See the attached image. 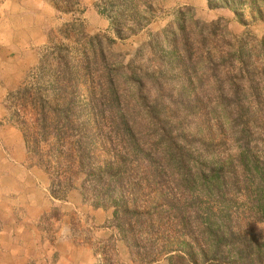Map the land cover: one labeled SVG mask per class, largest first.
Segmentation results:
<instances>
[{"label": "trees", "instance_id": "trees-1", "mask_svg": "<svg viewBox=\"0 0 264 264\" xmlns=\"http://www.w3.org/2000/svg\"><path fill=\"white\" fill-rule=\"evenodd\" d=\"M47 1L58 15L83 9L81 0ZM207 3L235 14L245 8L258 17L264 12V0ZM159 4L96 0L107 32L89 34L78 18L49 30L37 64L5 97L7 119L21 131L27 159L49 176L51 198L65 201L78 188L84 203L111 210L105 226L114 235L96 238L86 229L98 264H122L117 240L126 243L137 264L162 257L167 264H264L255 236L237 229L235 217L226 221L228 211L203 208V193L210 192L192 187L191 179L176 172L171 145L143 136L139 113L122 108L129 96H137L159 112L173 95L182 101L200 97L206 107L261 108L264 35L233 34L223 18L203 21L192 5H184L125 63V53L114 45L145 29ZM53 212L59 219L56 206L43 216Z\"/></svg>", "mask_w": 264, "mask_h": 264}, {"label": "rangeland", "instance_id": "rangeland-1", "mask_svg": "<svg viewBox=\"0 0 264 264\" xmlns=\"http://www.w3.org/2000/svg\"><path fill=\"white\" fill-rule=\"evenodd\" d=\"M95 1L81 0L83 9L79 14L58 15L47 0H0V125L12 124L7 119L9 110L5 97L23 82L37 64L49 30L78 18L89 34L107 32V20L97 12ZM159 3L150 26L114 45L116 51L125 53V63L148 39L149 33L160 31L172 19L173 11L184 5H192L196 17L203 21L223 18L233 34L248 33L257 38L264 35V12L258 17L245 8L235 14L225 7H209L207 0H159ZM241 13L242 21L238 19ZM188 98L182 101L173 95L170 101H162V106H159L161 111L155 112L150 109V103L141 102L137 96H129L122 108L139 113L137 122L143 136L147 134L149 137L146 138L161 139L165 148L171 145L172 150H169L173 156L169 157L175 162L176 172L191 179L192 187L210 192L208 195L203 193L202 207L211 205L228 211L229 215L223 216L226 221L235 217L237 229L251 232L262 245L264 258V106L245 109L206 107L199 103L200 97ZM196 100L199 103L197 106ZM220 139L226 142L221 145L218 143ZM213 146L217 148L212 149ZM244 151V154L240 153ZM27 160L29 166H35L33 159ZM42 172L48 186L49 176ZM82 177L80 175L76 179L78 187ZM31 181L39 186L42 184L37 173H32ZM163 187L166 188V185ZM167 188L169 192L172 190L169 186ZM74 190L79 191L78 188ZM53 214L51 217L43 216L39 227L47 241L55 237L58 214ZM75 217L71 221L73 234L91 242L86 228ZM214 220L222 221L219 216ZM124 244L130 261H121L117 251L119 261L122 264H137L132 261L129 248ZM1 252L3 250H0V258H3ZM0 264H3L1 259ZM27 264H35V259L29 258ZM154 264H167V260L162 257Z\"/></svg>", "mask_w": 264, "mask_h": 264}, {"label": "crops", "instance_id": "crops-1", "mask_svg": "<svg viewBox=\"0 0 264 264\" xmlns=\"http://www.w3.org/2000/svg\"><path fill=\"white\" fill-rule=\"evenodd\" d=\"M21 137V132L12 124L0 125L2 263L27 264L28 259L33 258L35 264H98L92 245L73 234L71 221L73 216L74 220L77 216L79 223L91 229L94 237L105 239L115 234L112 227L105 226L111 217V210L95 209L84 203L78 190L69 192L65 201L51 198L42 170L27 163ZM32 173L39 175L41 186L31 181ZM53 206L59 207L61 216L56 220L55 237L47 241L39 227L43 215L50 212ZM116 243L120 260L124 263L130 261L124 242L117 240Z\"/></svg>", "mask_w": 264, "mask_h": 264}]
</instances>
